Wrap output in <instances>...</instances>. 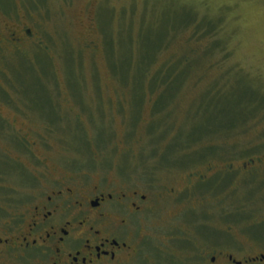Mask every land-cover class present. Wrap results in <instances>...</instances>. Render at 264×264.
<instances>
[{
    "label": "rangeland",
    "instance_id": "1",
    "mask_svg": "<svg viewBox=\"0 0 264 264\" xmlns=\"http://www.w3.org/2000/svg\"><path fill=\"white\" fill-rule=\"evenodd\" d=\"M20 20L48 52L5 65L20 71L8 98L25 112L16 123L53 125L49 136L31 122L55 177L153 178L149 193L163 194L234 157L264 164V0H0V29ZM205 194L179 212L212 210ZM166 200L161 231L179 207Z\"/></svg>",
    "mask_w": 264,
    "mask_h": 264
},
{
    "label": "flooded vegetation",
    "instance_id": "2",
    "mask_svg": "<svg viewBox=\"0 0 264 264\" xmlns=\"http://www.w3.org/2000/svg\"><path fill=\"white\" fill-rule=\"evenodd\" d=\"M33 47L48 52L21 20L0 29V264H264V164L258 157H234L213 167L211 178L206 168V175H192L163 194L149 193L153 178L55 177L59 169L43 157L36 136L42 131L31 122L49 136H55L53 125L32 113L34 119L16 123L23 111L8 98L20 71L10 74L5 65L27 58ZM66 105L57 109L76 114ZM196 192L217 196V204L201 215L193 207L179 212L189 197L199 199ZM166 199L179 207L166 215L170 230L161 231L154 219ZM172 228L178 231L171 234Z\"/></svg>",
    "mask_w": 264,
    "mask_h": 264
},
{
    "label": "trees",
    "instance_id": "3",
    "mask_svg": "<svg viewBox=\"0 0 264 264\" xmlns=\"http://www.w3.org/2000/svg\"><path fill=\"white\" fill-rule=\"evenodd\" d=\"M193 21H194V20H193ZM190 22H191V20H190V21H187V22H185V24H186V23H190ZM203 24H205V25H206V24H208V23H206V22H205V20H204ZM208 26H209V24H208ZM166 74H167V75H170V73H166ZM245 102L247 103V102H249V101H245Z\"/></svg>",
    "mask_w": 264,
    "mask_h": 264
}]
</instances>
